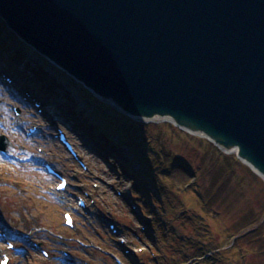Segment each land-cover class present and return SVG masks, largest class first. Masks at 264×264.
<instances>
[{
    "label": "rangeland",
    "instance_id": "rangeland-1",
    "mask_svg": "<svg viewBox=\"0 0 264 264\" xmlns=\"http://www.w3.org/2000/svg\"><path fill=\"white\" fill-rule=\"evenodd\" d=\"M21 60L39 61L30 50ZM3 74L8 78L7 73ZM63 76L56 79L60 81ZM0 83L3 84L2 79ZM64 89L72 91L70 85ZM74 94L71 99L76 107L84 109L82 116H91L89 110L93 108ZM8 95L0 89V136L8 142L4 154L0 153V232L7 234L0 238V257L8 253L9 264H115L111 259L115 256L122 264H129L132 258L127 256V261L115 250L120 249L116 244L109 245L115 237H108L111 234L104 228V221L92 219L90 211L94 217L100 212L112 224L116 221L130 242L126 248L136 249L140 245L128 237V232L124 233L126 229L134 231L138 224L133 205L138 219L148 224L147 230L154 228L150 235L139 233L144 225L135 229L142 246L150 249L136 254V264H187L192 259V264H264V180L243 163L230 162L235 153H222L198 135L185 132L180 136L177 128L166 120L128 119L129 132L123 129L106 132L116 147L128 145L115 165L96 145L85 143L80 131L63 123L62 119L69 120L61 102L53 103L59 107L54 109L57 118L47 116L50 105L43 99H37L40 109L37 113L29 103ZM11 105L19 109V117L11 114L8 108ZM33 125L37 132L24 136L25 128ZM52 125L65 132L78 161L57 143ZM105 143V147L110 146ZM215 161L222 162L220 167L217 164L212 168ZM42 163L51 164L67 178L65 193L54 192L57 181L44 172ZM139 172L150 178L139 183V192L146 190L142 196L133 192L135 187L129 183ZM211 178L213 184L208 183ZM77 197L85 200L87 210L76 207ZM144 199L150 204L142 206ZM66 211L73 214V229L64 227L62 213ZM148 214L152 215V221L143 220L142 216ZM5 241L13 243L15 250L6 251ZM39 248L47 251L49 257L41 256Z\"/></svg>",
    "mask_w": 264,
    "mask_h": 264
},
{
    "label": "water",
    "instance_id": "water-1",
    "mask_svg": "<svg viewBox=\"0 0 264 264\" xmlns=\"http://www.w3.org/2000/svg\"><path fill=\"white\" fill-rule=\"evenodd\" d=\"M0 18L112 109L204 137L264 180V0H0Z\"/></svg>",
    "mask_w": 264,
    "mask_h": 264
},
{
    "label": "bare ground",
    "instance_id": "bare-ground-1",
    "mask_svg": "<svg viewBox=\"0 0 264 264\" xmlns=\"http://www.w3.org/2000/svg\"><path fill=\"white\" fill-rule=\"evenodd\" d=\"M0 22H2L1 24L2 25H5L4 22L2 21V19L0 18ZM0 29H1V26H0ZM6 37L10 38L9 35H6ZM18 43V42H17ZM20 48V47H19ZM14 49H17V48H14ZM24 49V48H23ZM25 50V49H24ZM25 52L27 53V51L25 50ZM19 55V56H18ZM16 55L17 57H22V54H18ZM2 61V60H0ZM25 62V61H24ZM37 67H39V75L37 76H32L33 77V80L34 81H42L40 80L41 76H44V75H49V72H52V70H54L55 68L52 67L50 64L48 65H45L44 66H40V65H37ZM34 68V67H32ZM48 68V70L46 69ZM60 75L59 72H54L52 73V77L54 78H57V76ZM45 78V77H44ZM60 81H62L61 83H64L63 86L64 87H68V83H70V81L68 79H66L64 76L62 79H60ZM48 86H50L51 84H47ZM53 93H54V100L55 102H61L62 104L65 103L66 105H69V109H70V114L73 115V117L75 118H79V121L82 123V126L86 132V134L90 135L91 137L94 138V142L98 143L97 145H101L100 147L103 148L104 143L102 141V138H100V135L102 133H100L99 131L95 130V125L93 124V122L87 118L86 116H82L83 114V111L78 109L77 107H75L73 104V101H72V96H71V91H67L65 90L64 88L62 87H57L56 85L53 84ZM97 133V135L95 134ZM99 134V135H98ZM92 140H90L89 143H91ZM99 147V146H98ZM111 156H114L115 158H112ZM124 156V152L121 148H117V151L114 152L112 155H110V158L113 160V161H117V158L120 157V158H123ZM118 160H120L118 158ZM125 161V157L124 159H122ZM122 162V161H121ZM67 190V187L65 188V191Z\"/></svg>",
    "mask_w": 264,
    "mask_h": 264
},
{
    "label": "trees",
    "instance_id": "trees-1",
    "mask_svg": "<svg viewBox=\"0 0 264 264\" xmlns=\"http://www.w3.org/2000/svg\"><path fill=\"white\" fill-rule=\"evenodd\" d=\"M39 67L36 69V70H31L30 71V74L28 75V78H30V79H32L33 80V77L32 76H37V75H39ZM41 76V78H40V80H42L46 85L48 84V83H52L53 81V79H46V78H44V76H42V75H40ZM84 92V91H83ZM85 93V92H84ZM86 94V93H85ZM87 98H89L90 100H92V102L95 104V106L97 107V115H101L102 117V119L104 120V122L105 121H108V122H112L114 125H116V126H119V129H123L124 131H128L129 132V128H127L128 126H129V124H128V122L127 121H129L128 120V118H126V117H123V116H120L119 114H116V113H114L111 109H109L108 107H104V105L103 104H100L99 102H97L96 100H94V99H92V98H90V97H88L87 96ZM96 110V109H95ZM106 111L108 112V115H106ZM114 113V120L113 119H111L109 116H110V114H113ZM177 131V134H179L180 136H182V135H185V133H183V132H181V131H179V130H176ZM203 142H205L204 140H202ZM213 148V150L214 151H216L217 152V150L214 148V147H212ZM218 153V152H217ZM220 155V154H219ZM220 157H224V156H222V155H220ZM218 159H219V157H218ZM231 159V161L230 160H227L228 162L230 161V162H236V163H238V160L235 158V157H232V158H230ZM219 163H222L221 161H215L213 164H212V168H215V166L218 164L219 165ZM219 167H220V165H219ZM210 170V169H209ZM230 176V175H229ZM215 181L214 180H212V178L208 181V183L209 184H213ZM210 190V189H209ZM231 247H233L232 246V244H231ZM234 249H236V248H234ZM193 250H194V252H195V249L193 248Z\"/></svg>",
    "mask_w": 264,
    "mask_h": 264
}]
</instances>
